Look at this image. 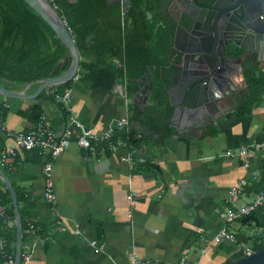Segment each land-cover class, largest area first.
Masks as SVG:
<instances>
[{"label": "crops", "instance_id": "0c3cea01", "mask_svg": "<svg viewBox=\"0 0 264 264\" xmlns=\"http://www.w3.org/2000/svg\"><path fill=\"white\" fill-rule=\"evenodd\" d=\"M246 63L239 65L237 92L214 121L207 119L182 134L169 120L154 130L146 120L143 126L130 123L143 142L120 145L114 153L94 155L78 147L72 137L68 149L51 159L47 152L16 148L7 132H25L45 117L61 136L75 117L99 133L110 123L130 117L131 104L143 114L151 109L161 114L163 122L162 114L168 109L151 98L146 105L138 97L133 102V94L127 93L128 81L116 80L103 93L80 69L68 89L66 107L52 97V90L45 91L49 98L40 94L31 100L0 96V105L6 110L0 122V154L14 147L16 151L1 170L19 194V213L26 225L37 227L28 238L29 264H129L133 257L139 264H175L184 255L196 264H226L241 252H253L254 245L262 241V229L241 220L225 224L222 217L229 190L240 188L236 204L246 205L255 198L264 175V93L250 114L236 115V107L248 93ZM66 64L61 63L60 68L65 69ZM263 71H258L260 77ZM37 87L31 86L28 93ZM170 127L175 133L166 136ZM241 147L250 153L247 166L238 157ZM46 162L52 163L53 204L42 197ZM2 184L0 180L4 193ZM223 227L236 240L213 243L212 237Z\"/></svg>", "mask_w": 264, "mask_h": 264}, {"label": "trees", "instance_id": "16d2710c", "mask_svg": "<svg viewBox=\"0 0 264 264\" xmlns=\"http://www.w3.org/2000/svg\"><path fill=\"white\" fill-rule=\"evenodd\" d=\"M48 1L56 8L75 42L80 56L79 66L85 72L84 78L101 92H108L116 80L123 83L128 81L130 84H127V93L132 96L137 90L138 79L146 73L147 67L150 68L153 92L150 98L157 106L166 107L168 112L162 114V122L159 116L161 114H154L152 109L143 114L131 104L132 115L128 120L129 123L141 126L146 120L150 122L151 126L147 125L150 130L163 126L171 117L172 111L168 107L166 95V88L172 85H168L171 74L176 73L172 64L180 62L178 53L172 48L177 23L166 13L171 0H130L131 5L126 13L122 12L120 4L109 5L108 0ZM67 55V49L50 26L24 0H0L1 83L20 88L36 80L58 76L63 70H57V65ZM263 68L264 63L247 68L245 79L248 93L236 107L237 116L250 114L261 101L264 78L258 75V71ZM71 83L72 81L45 89L40 96L49 98V94L45 95L46 90L62 94L71 87ZM5 114V108L0 105V122ZM174 133L170 127L165 134L167 136ZM136 136L132 130L129 133L119 131L113 136L112 142L118 146H133L143 142V138L138 139ZM2 186L4 193L0 191V198L13 219L10 194L4 184ZM263 187L264 175L257 185V191ZM16 194L19 199L17 191ZM263 209L258 208L239 220L245 224L253 223L255 228L262 229ZM21 219L24 231L26 222L22 215ZM0 236L8 242L14 260L15 226L5 230L0 222ZM261 248L262 241L254 245L253 252ZM241 256L242 252L234 260ZM0 264H6V261L0 258ZM226 264H231V261Z\"/></svg>", "mask_w": 264, "mask_h": 264}, {"label": "water", "instance_id": "95a60500", "mask_svg": "<svg viewBox=\"0 0 264 264\" xmlns=\"http://www.w3.org/2000/svg\"><path fill=\"white\" fill-rule=\"evenodd\" d=\"M176 10L173 18L177 23L173 50L180 55V62L172 64L178 72L172 74V85L166 88L172 109L168 121L179 134L202 126L204 121L215 120L224 113L225 103L237 92L239 65L246 60V69L254 63L264 62V0H171ZM52 29L67 49L68 55L61 63L67 67L52 78L28 83L17 90L0 82V96L18 100H31L45 89L73 81L80 72V56L70 32L48 0H24ZM108 4H120L126 13L130 0H108ZM185 23H183V20ZM237 56V58L235 57ZM34 92L28 93L33 85ZM150 68L138 80L133 93L144 105L152 96ZM0 180L8 190L13 208L16 229L14 264L21 263L23 241L22 219L17 194L9 177L0 169ZM262 248L249 255L231 261V264H264V228Z\"/></svg>", "mask_w": 264, "mask_h": 264}, {"label": "built area", "instance_id": "2783aa9c", "mask_svg": "<svg viewBox=\"0 0 264 264\" xmlns=\"http://www.w3.org/2000/svg\"><path fill=\"white\" fill-rule=\"evenodd\" d=\"M264 77V71L263 75ZM78 78V75L75 79ZM54 98L63 106H67L70 100V91L67 89L62 94L54 93ZM128 116H124L112 123L102 132H95L89 127H85L75 117H71L70 128L59 136L52 128L50 122L45 117L37 119L31 127L25 132H7L12 136L14 145L16 148L22 149L27 152L42 151L47 152L51 159H56L60 154L66 151L70 145V138L75 137L76 144L80 148H85L94 155L99 153H114L120 147L114 142L112 138L116 132L125 131L131 132V124L129 123ZM14 148L6 149L0 154V169H3L10 157L16 155ZM227 155L234 154L231 151L226 152ZM250 155L246 147H241L238 151V157L245 159V165H248L246 160ZM44 175V189L43 200L48 204H53L56 200V195L52 180V163L46 162L43 166ZM240 188L233 187L228 192V206L222 215L225 224H231L241 219L243 216L249 215L252 211L264 207V187L255 196V198L246 205H237V197ZM130 199V197L128 198ZM0 222L1 225L8 230L14 225V219H12L8 212L7 207L2 203L0 198ZM37 231V227L33 223H27L25 230L23 231V241L21 246V263L29 264L32 259L30 252L31 246L29 239ZM24 235L26 236L24 240ZM28 239V240H27ZM236 240V236L223 227L213 237V243H219L221 241ZM94 245V242L91 243ZM250 251L248 250V254ZM8 247V242L2 236H0V258L6 261V264H14V260L11 256ZM129 264H139L137 257H133ZM175 264H196L187 255L182 256Z\"/></svg>", "mask_w": 264, "mask_h": 264}, {"label": "flooded vegetation", "instance_id": "af4514ba", "mask_svg": "<svg viewBox=\"0 0 264 264\" xmlns=\"http://www.w3.org/2000/svg\"><path fill=\"white\" fill-rule=\"evenodd\" d=\"M113 2L115 1V0H112ZM213 2V1H212ZM170 11H174V12H171V13H169ZM166 13L171 17V18H173V14H176L177 12H176V10H175V8L173 7V5H172V1H171V3H170V5L167 7V9H166ZM177 15V14H176ZM174 19V18H173ZM182 20H183V18H182ZM183 23H185V21L183 20Z\"/></svg>", "mask_w": 264, "mask_h": 264}, {"label": "clouds", "instance_id": "9594fccd", "mask_svg": "<svg viewBox=\"0 0 264 264\" xmlns=\"http://www.w3.org/2000/svg\"><path fill=\"white\" fill-rule=\"evenodd\" d=\"M263 208H264V207H263ZM251 253H253V252H250L249 254H251ZM249 254H248V253H247V254H245V255L243 254V256H246V255H249Z\"/></svg>", "mask_w": 264, "mask_h": 264}, {"label": "bare ground", "instance_id": "6f19581e", "mask_svg": "<svg viewBox=\"0 0 264 264\" xmlns=\"http://www.w3.org/2000/svg\"><path fill=\"white\" fill-rule=\"evenodd\" d=\"M79 76V75H78Z\"/></svg>", "mask_w": 264, "mask_h": 264}, {"label": "rangeland", "instance_id": "374dc122", "mask_svg": "<svg viewBox=\"0 0 264 264\" xmlns=\"http://www.w3.org/2000/svg\"><path fill=\"white\" fill-rule=\"evenodd\" d=\"M264 210V209H263Z\"/></svg>", "mask_w": 264, "mask_h": 264}]
</instances>
